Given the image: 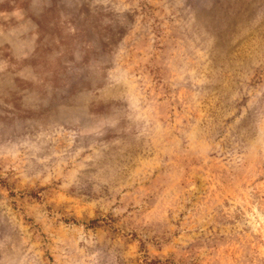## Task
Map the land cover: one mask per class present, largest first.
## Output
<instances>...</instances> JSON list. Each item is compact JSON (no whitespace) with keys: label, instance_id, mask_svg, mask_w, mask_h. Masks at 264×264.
<instances>
[{"label":"rangeland","instance_id":"rangeland-1","mask_svg":"<svg viewBox=\"0 0 264 264\" xmlns=\"http://www.w3.org/2000/svg\"><path fill=\"white\" fill-rule=\"evenodd\" d=\"M0 264H264V0H0Z\"/></svg>","mask_w":264,"mask_h":264}]
</instances>
